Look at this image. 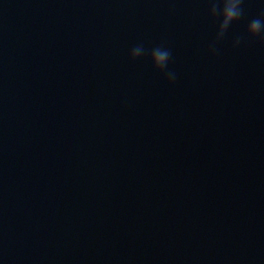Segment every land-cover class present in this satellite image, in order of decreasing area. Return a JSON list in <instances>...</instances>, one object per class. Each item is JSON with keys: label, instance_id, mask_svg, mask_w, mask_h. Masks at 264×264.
<instances>
[{"label": "water", "instance_id": "obj_1", "mask_svg": "<svg viewBox=\"0 0 264 264\" xmlns=\"http://www.w3.org/2000/svg\"><path fill=\"white\" fill-rule=\"evenodd\" d=\"M242 8L213 52L209 0H0V264H264V0Z\"/></svg>", "mask_w": 264, "mask_h": 264}, {"label": "clouds", "instance_id": "obj_2", "mask_svg": "<svg viewBox=\"0 0 264 264\" xmlns=\"http://www.w3.org/2000/svg\"><path fill=\"white\" fill-rule=\"evenodd\" d=\"M210 9L209 14L213 19L219 18V26L216 35V40L210 45V50L216 51V43L221 41L227 33L230 26L239 21L244 11L242 8L243 0H209ZM247 37L252 39L259 38L264 41V13L260 17L250 21L247 27ZM245 37H237L234 46L239 45ZM145 54V50L142 45L134 47L130 56L131 59L136 60ZM151 60L153 67L165 73L166 79L172 83L176 79L175 72L167 71L168 63L171 58V51L163 46H158L151 50Z\"/></svg>", "mask_w": 264, "mask_h": 264}]
</instances>
